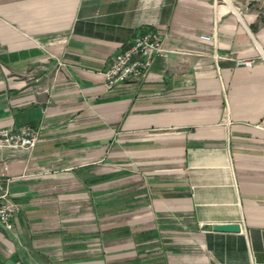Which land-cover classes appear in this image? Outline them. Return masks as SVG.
Instances as JSON below:
<instances>
[{"label":"crops","instance_id":"crops-1","mask_svg":"<svg viewBox=\"0 0 264 264\" xmlns=\"http://www.w3.org/2000/svg\"><path fill=\"white\" fill-rule=\"evenodd\" d=\"M143 30L173 51L107 89ZM21 125L0 264H264V0H0V127Z\"/></svg>","mask_w":264,"mask_h":264},{"label":"built area","instance_id":"built-area-1","mask_svg":"<svg viewBox=\"0 0 264 264\" xmlns=\"http://www.w3.org/2000/svg\"><path fill=\"white\" fill-rule=\"evenodd\" d=\"M201 39L210 40L212 34L201 33ZM171 49L163 45L162 35L157 30L140 31L132 41L118 50L103 69L104 84L107 89L127 81L138 80L149 69L155 56L166 57ZM214 58L218 54L214 52ZM39 137L36 129L29 125L19 127H0V147L30 148ZM9 163L0 159V227L13 228V217L20 210L18 203L10 201L9 197ZM252 264H258L253 262Z\"/></svg>","mask_w":264,"mask_h":264},{"label":"water","instance_id":"water-1","mask_svg":"<svg viewBox=\"0 0 264 264\" xmlns=\"http://www.w3.org/2000/svg\"><path fill=\"white\" fill-rule=\"evenodd\" d=\"M213 228L221 230H239V224L237 222L215 223L213 224Z\"/></svg>","mask_w":264,"mask_h":264}]
</instances>
